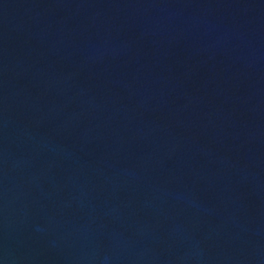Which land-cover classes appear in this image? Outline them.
I'll use <instances>...</instances> for the list:
<instances>
[{
  "label": "water",
  "instance_id": "1",
  "mask_svg": "<svg viewBox=\"0 0 264 264\" xmlns=\"http://www.w3.org/2000/svg\"><path fill=\"white\" fill-rule=\"evenodd\" d=\"M0 264H264V0H0Z\"/></svg>",
  "mask_w": 264,
  "mask_h": 264
}]
</instances>
